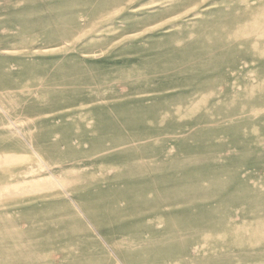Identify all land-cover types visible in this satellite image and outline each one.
Returning a JSON list of instances; mask_svg holds the SVG:
<instances>
[{"label": "rangeland", "instance_id": "obj_1", "mask_svg": "<svg viewBox=\"0 0 264 264\" xmlns=\"http://www.w3.org/2000/svg\"><path fill=\"white\" fill-rule=\"evenodd\" d=\"M0 157V264H264V0H0Z\"/></svg>", "mask_w": 264, "mask_h": 264}, {"label": "bare ground", "instance_id": "obj_2", "mask_svg": "<svg viewBox=\"0 0 264 264\" xmlns=\"http://www.w3.org/2000/svg\"><path fill=\"white\" fill-rule=\"evenodd\" d=\"M13 157V156H12ZM4 161L6 160H3L2 157H0V166L3 165ZM9 162H12L11 161V158L8 160ZM11 164V163H10ZM12 186V185H11Z\"/></svg>", "mask_w": 264, "mask_h": 264}]
</instances>
